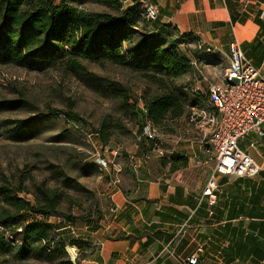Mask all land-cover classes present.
<instances>
[{"label":"crops","instance_id":"1","mask_svg":"<svg viewBox=\"0 0 264 264\" xmlns=\"http://www.w3.org/2000/svg\"><path fill=\"white\" fill-rule=\"evenodd\" d=\"M120 1L123 6L134 1L143 8L155 6L159 24L180 34L190 33L197 44L211 46L214 51L208 56L210 62L213 54H218L225 68L229 63L228 45L235 40L264 76V0ZM198 70L204 80L195 71L181 81L186 84L188 80L195 94L201 93V84L211 85L199 63ZM196 86L198 92H194ZM184 121L186 117L179 122ZM188 121V138L166 135L163 142L167 138L175 141L171 155L184 156L187 166L167 172L160 164L151 170L144 160L136 167L130 161L121 170L117 185L112 183L113 175L105 174L101 187L112 202L111 213L97 226H86L85 233L78 236L88 246L79 256V250L66 246L73 251L72 264H187L191 257L197 258V264H264V151L248 146L250 140L264 143V138L251 135L239 142L260 166V172L252 177L219 175L215 179L216 202L209 206L202 191L214 166L203 151L197 130ZM153 155L150 152L144 158ZM194 176L198 181L193 185Z\"/></svg>","mask_w":264,"mask_h":264},{"label":"trees","instance_id":"2","mask_svg":"<svg viewBox=\"0 0 264 264\" xmlns=\"http://www.w3.org/2000/svg\"><path fill=\"white\" fill-rule=\"evenodd\" d=\"M95 1L105 4L113 13L89 12L78 7L76 0H58V3L54 0H0V65L13 64L38 71L61 69L75 75L86 72L84 62L87 61L125 69L146 84L139 99L132 97L131 88L114 81L102 84V90L118 101L125 114L140 120L137 137L143 134L147 121L159 132L172 134V126L187 116V108L194 109V102L190 100L192 92L181 81L192 72V60H201V51L196 49L197 39L190 33L180 34L175 28L163 26L157 20L145 21L143 7L137 1L128 6H123L120 0ZM190 44L195 47L190 49ZM22 100L17 103L23 104ZM7 104L12 106L16 102L11 100ZM68 117L74 124L78 119L76 115ZM28 128L29 121H19L16 125L18 133ZM122 128L119 123H102L97 130L99 143L110 145L113 129ZM138 141L139 151L147 156L153 143L143 137ZM162 160L160 165H168L169 172L187 166V159L179 155ZM36 189V200L31 204L19 198L15 190L0 187L3 203L0 206V255L7 256L14 251L13 258L21 263L29 260L30 254L38 248L36 244H40V250L49 257H65L66 246L79 250V256L88 248L85 242L65 241L59 235L50 237L53 226L37 219L58 217L68 219L72 225L74 218L59 209L62 195L42 185ZM6 233L12 239H7ZM57 264L72 262L66 257Z\"/></svg>","mask_w":264,"mask_h":264},{"label":"rangeland","instance_id":"3","mask_svg":"<svg viewBox=\"0 0 264 264\" xmlns=\"http://www.w3.org/2000/svg\"><path fill=\"white\" fill-rule=\"evenodd\" d=\"M76 1L78 7L89 12L113 13L105 4L95 0ZM54 2L58 3V0ZM189 47L193 49L195 46L190 44ZM200 53L198 63L202 72L211 84H220L226 69L222 57L213 54L210 62L209 54ZM84 63L86 72L81 75L62 72L61 69L38 71L13 64L0 65V187L15 190L19 198L31 204L36 200L39 185L60 193L59 209L74 218L72 225H69L68 219L58 217L37 219L53 226L50 237L59 235L65 241L78 239L85 233L86 226L95 227L100 217L109 218L111 213L112 202L103 195L101 187L106 175L98 172L92 159L94 151L99 150L97 130L102 123L113 122L123 126L122 129H113L110 140L111 147L119 149L118 159H112L108 152L104 153L107 159L120 165L122 172L130 161L137 166L144 160L151 170L163 161L155 155L151 159L142 156L137 139L140 120L125 114L118 101L102 90V84L114 81L131 88L132 97L139 99L146 87L145 82L132 72L109 63ZM192 69L186 77L195 74V69ZM208 86V83L201 84V93L190 95L194 109L210 106ZM21 99L24 103H17ZM11 100L16 104H7ZM129 103L132 104V100ZM138 107L142 108L141 101ZM190 107L187 108L186 121L174 123V132L164 134L188 138ZM68 115L77 116L78 119L73 121H76L75 124ZM19 121H29L28 130L18 133L16 125ZM90 134H93L92 143L86 137ZM159 135L161 137V131ZM163 146L168 160L175 141L167 138ZM165 168L168 172L169 166ZM157 175L159 173L153 176ZM191 180L193 185L197 184L196 176ZM2 204L0 202V206ZM66 226L67 230H60ZM36 245L37 251L30 254L29 260L18 262L13 258V251L7 256L0 255V264H57L58 261H65L66 257L70 259L73 254L66 249L65 257H49L40 250V244Z\"/></svg>","mask_w":264,"mask_h":264},{"label":"built area","instance_id":"4","mask_svg":"<svg viewBox=\"0 0 264 264\" xmlns=\"http://www.w3.org/2000/svg\"><path fill=\"white\" fill-rule=\"evenodd\" d=\"M142 14V18L148 22L159 18L158 9L152 5L144 7ZM196 49L206 54L214 51L211 46L205 47L201 43L196 45ZM198 62L192 61V67L201 76L200 79L204 80L198 70ZM228 62L222 82L208 86L210 107L192 109L188 116V122L194 126L201 138L203 151L209 155L208 159L214 166L202 191L209 206L216 202V177H252L261 170L254 159L240 148L239 142L251 135L258 139L264 138V76L250 63L235 40L228 45ZM199 90V86H196L194 92ZM142 133L137 139L143 137L151 141L153 147L150 152L159 158L164 157L162 146L166 134L161 132L160 137L159 130L148 121ZM86 137L92 143L93 134ZM248 146L264 151V143L257 140H250ZM98 147L99 150L92 154L93 162L101 173L113 175L112 183L117 185L120 182L121 167L115 160L107 159L104 153L108 152L112 159H118L119 149L101 143ZM6 236L7 239H12L9 233ZM187 264H197V258L191 257Z\"/></svg>","mask_w":264,"mask_h":264}]
</instances>
